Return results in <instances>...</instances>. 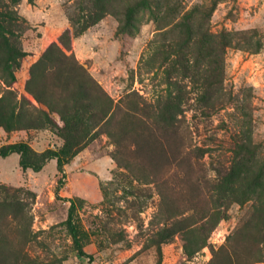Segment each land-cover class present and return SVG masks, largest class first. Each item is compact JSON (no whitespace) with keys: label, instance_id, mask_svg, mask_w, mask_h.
I'll list each match as a JSON object with an SVG mask.
<instances>
[{"label":"rangeland","instance_id":"rangeland-1","mask_svg":"<svg viewBox=\"0 0 264 264\" xmlns=\"http://www.w3.org/2000/svg\"><path fill=\"white\" fill-rule=\"evenodd\" d=\"M118 1L104 0L113 10L90 21L97 9L99 13L95 0H20L14 7L20 16V45L27 55L15 71L13 87L18 98L25 95L35 103L25 90L29 66L69 29L67 52L74 54L111 97L117 100L135 90L147 101H155L166 95V66L172 57L167 45L179 37L174 23L198 6L210 11L211 31L224 29L235 35L224 57L222 106L204 115L194 101V92L183 104L181 117L190 127L192 143L208 149L199 160L202 170L196 168L191 177L212 179V165L218 161L228 164L236 142L257 146L258 156L264 158V0H150L151 7L136 14L134 27L126 25ZM257 45L260 49L255 52ZM171 78L192 90L178 71H172ZM19 141L37 152L60 143L47 128H0V146ZM113 149L110 138L101 134L62 168L55 159H48L38 172L22 171L15 154L0 157V184L28 188L34 194L32 198L20 194L30 202L34 238L27 245L30 259L20 258L24 262L18 264H209L212 254L208 246L188 257L183 253L181 234L161 242L162 228L183 215L166 218L191 205L185 201L180 178L168 175L160 190L152 183L129 187L127 181L114 179L118 168L110 157ZM161 193L166 203L160 206ZM71 197L82 199L74 216L85 231L80 238L83 255L76 251L65 226ZM244 210L232 204L229 218L219 221L209 243L214 247L223 244ZM5 255L0 264H16L13 258L18 253ZM251 264H264V260Z\"/></svg>","mask_w":264,"mask_h":264},{"label":"trees","instance_id":"trees-1","mask_svg":"<svg viewBox=\"0 0 264 264\" xmlns=\"http://www.w3.org/2000/svg\"><path fill=\"white\" fill-rule=\"evenodd\" d=\"M19 1L0 0V128L5 131L47 128L60 143L41 152L24 141L7 143L0 146V157L17 155L22 171L38 172L48 159H55L57 167L62 168L92 140L105 134L114 145L110 157L118 168L114 175L118 182L127 181L129 187L152 183L158 190L168 182V175L183 182L181 191L191 205L166 218L183 215L162 228L161 242L181 234L183 253L188 257L208 246L212 254L209 264L263 261L264 158L258 156L257 146L236 142L230 149L228 164L218 161L212 165V179L206 175L193 179L196 168L202 170L199 160L208 149L192 143L190 127L181 117L190 92L196 94L194 101L204 115L222 106L221 98L226 91L224 57L235 32L211 31L210 11H202L198 6L185 12L174 23L179 37L167 45L172 57H168L166 66V95L151 102L135 90L117 100L111 97L74 54L67 52L71 34L65 29L29 66L25 90L34 103L25 95L18 98L13 87L15 71L27 55L20 45L17 28L20 16L14 6ZM95 1L99 13L97 9L90 21L114 8L104 0ZM150 3V0H119L126 25L134 27L136 14L149 9ZM259 49L257 45L255 52ZM172 71H178L182 79L187 78L192 90L177 78H171ZM21 193L28 198L34 196L28 188L0 184V259H5L6 253H18L13 258L16 264L30 259L27 245L34 238L30 202ZM161 196L160 206L166 203V196L163 193ZM68 201L65 226L76 251L83 255L80 238L85 231L74 216L82 199L71 197ZM232 204L245 210L225 242L214 247L209 243L210 234L220 220L229 218Z\"/></svg>","mask_w":264,"mask_h":264},{"label":"crops","instance_id":"crops-1","mask_svg":"<svg viewBox=\"0 0 264 264\" xmlns=\"http://www.w3.org/2000/svg\"><path fill=\"white\" fill-rule=\"evenodd\" d=\"M258 56H260V55L258 54Z\"/></svg>","mask_w":264,"mask_h":264}]
</instances>
